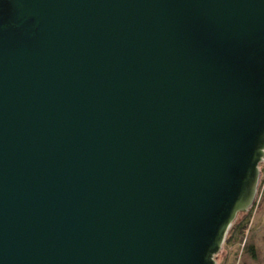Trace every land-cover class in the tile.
<instances>
[{"label": "water", "instance_id": "95a60500", "mask_svg": "<svg viewBox=\"0 0 264 264\" xmlns=\"http://www.w3.org/2000/svg\"><path fill=\"white\" fill-rule=\"evenodd\" d=\"M264 161V0H0V264H217Z\"/></svg>", "mask_w": 264, "mask_h": 264}, {"label": "rangeland", "instance_id": "374dc122", "mask_svg": "<svg viewBox=\"0 0 264 264\" xmlns=\"http://www.w3.org/2000/svg\"><path fill=\"white\" fill-rule=\"evenodd\" d=\"M240 227L245 233H240ZM217 264H264V161L260 165L257 196L252 207L240 213L231 227Z\"/></svg>", "mask_w": 264, "mask_h": 264}, {"label": "trees", "instance_id": "16d2710c", "mask_svg": "<svg viewBox=\"0 0 264 264\" xmlns=\"http://www.w3.org/2000/svg\"><path fill=\"white\" fill-rule=\"evenodd\" d=\"M239 229H240V233L241 234H244L245 233V228L244 227H240ZM226 241H227V239H226Z\"/></svg>", "mask_w": 264, "mask_h": 264}]
</instances>
